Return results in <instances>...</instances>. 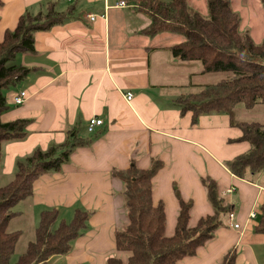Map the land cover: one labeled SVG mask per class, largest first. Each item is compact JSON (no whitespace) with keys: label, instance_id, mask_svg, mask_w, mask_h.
I'll list each match as a JSON object with an SVG mask.
<instances>
[{"label":"crops","instance_id":"0c3cea01","mask_svg":"<svg viewBox=\"0 0 264 264\" xmlns=\"http://www.w3.org/2000/svg\"><path fill=\"white\" fill-rule=\"evenodd\" d=\"M120 1L3 0V37L26 12L46 13L49 5L58 12L69 7L73 11L62 25L35 31L34 51L20 53L15 60L30 72L5 91L8 108L2 120L30 122L22 139L4 146L0 186L13 178L17 161L37 147L63 144L69 136L91 141L76 148L60 172L37 178L33 194L15 209L19 217L32 213L34 235L43 210L56 208L64 220L78 208L89 211L87 228L72 241L69 252L54 255L45 264H106L108 257L119 255L115 231L129 223L123 183L111 172L128 168L132 160L149 168L151 159L158 158L165 166L153 177L152 192L155 203L162 200L166 209V235L173 234L177 223L176 190L193 201L192 225L214 212L202 183L208 176L217 181L219 195L232 204L230 212L241 224L238 229L230 227L224 214L214 237L195 256L177 264H219L231 249L236 250L237 264H264V233L254 230L257 211L264 204V175L257 182L248 181L225 164L248 151L250 144L233 142L242 133L231 126L227 114L206 113L195 124L192 112L181 114V95L193 92V84L203 86L202 80H194L203 76L201 66L173 57L170 47L184 41L178 32L141 33L151 23L141 6L144 0H123L125 6H119ZM249 2L232 0L239 9ZM242 24L248 25L246 20ZM21 90L28 98L18 106L14 96ZM127 92L133 93L130 102ZM92 116L104 122L93 134L87 130Z\"/></svg>","mask_w":264,"mask_h":264},{"label":"trees","instance_id":"16d2710c","mask_svg":"<svg viewBox=\"0 0 264 264\" xmlns=\"http://www.w3.org/2000/svg\"><path fill=\"white\" fill-rule=\"evenodd\" d=\"M259 2L264 16V0ZM1 5L3 0H0ZM141 6L151 20L141 33L153 36L170 31L185 35L184 41L170 47L175 59L200 63L202 74L219 70L232 74L229 78L199 87V92L182 96L178 102L182 115L192 112L194 124L200 115L206 113L229 116L231 126L239 128L242 133L233 142L246 141L250 148L225 164L235 176L257 182L264 175V122L239 120L235 117V108L239 104L248 109L264 103V40L256 43L248 31L240 30L242 19L230 0H207L208 16L194 10L188 0H144ZM66 10L58 12L49 5L46 13L21 14L16 28L6 30L3 41H0V172L4 146L8 141L22 139L30 122L25 118L2 120L8 108L5 91L30 72L15 60L20 53L34 51L35 31L62 25L73 11L70 7ZM12 61L13 64H8ZM19 133L22 136H18ZM90 143L69 136L63 144H51L45 150L37 147L17 161L13 178L0 186V264H45L54 255L67 254L72 241L82 236L87 228L89 211L78 208L66 222L59 217L58 209L43 210L35 229V240L29 241L23 253L13 261L22 236L21 230L10 227V222L19 217L15 206L33 194L37 178L60 172L76 148ZM150 164L149 168H140L132 160L128 168H114L111 172L123 183L129 223L123 230L115 231L119 255L108 257L106 264H177L185 257L195 256L223 224V215L232 209V204L219 195L217 181L211 176L202 178L214 212L199 217L192 225L193 201L185 200L176 190L177 223L173 234L166 235V209L162 200L155 203L152 192L153 177L165 163L152 158ZM257 218L254 230L264 233V204L259 207ZM236 256V250L231 249L219 264H237Z\"/></svg>","mask_w":264,"mask_h":264},{"label":"rangeland","instance_id":"374dc122","mask_svg":"<svg viewBox=\"0 0 264 264\" xmlns=\"http://www.w3.org/2000/svg\"><path fill=\"white\" fill-rule=\"evenodd\" d=\"M189 5L196 11L200 12L204 16H208V6H207V0H204L203 5L200 2L194 3L192 0L188 2ZM231 5L236 9V11L239 12L241 20V26L240 30L241 31H248L254 41L256 43H261L264 40V16H263V8L262 5H260V2L258 0H250L249 3H246L245 6H242L241 9L236 8L234 4H232V0H230ZM243 15L245 16L243 17ZM247 21L248 25L244 26L245 23L242 24V22ZM246 27V28H245ZM179 36H183L185 40V35L182 33H176ZM175 38H178L176 35L174 36ZM3 35L0 34V41H2ZM14 61L9 62L8 64H13ZM198 65L200 63L198 62H193ZM194 71H197V68L194 67ZM203 76L201 78H195L194 80L199 81L202 80L201 82L203 83V86L205 84H210V83H216L221 79H226L231 77V73L223 70H219V72H208L205 74H202ZM197 85L193 84L191 90L193 92H199L200 89H198ZM192 93V92H191ZM191 93L183 94L182 96H187L190 95ZM235 117L239 120L243 121H259V122H264V103L258 104L254 108H245L242 104H239L235 108ZM0 184H4L0 180ZM73 216H71L72 218ZM61 218V217H60ZM71 218H67V221H70ZM70 219V220H69ZM33 220V215L32 213L28 215H22L21 217H16L10 222V227L11 229H22V236L20 237V241L17 247L16 254L14 256H18L23 251L25 250V246L29 241L35 240V235H34V224L32 223Z\"/></svg>","mask_w":264,"mask_h":264},{"label":"built area","instance_id":"2783aa9c","mask_svg":"<svg viewBox=\"0 0 264 264\" xmlns=\"http://www.w3.org/2000/svg\"><path fill=\"white\" fill-rule=\"evenodd\" d=\"M119 6H125L126 2L125 1H120L118 3ZM92 19H94V16H91ZM14 104L16 105H21L27 98V93L25 90H21L17 95L14 96ZM133 99V93L131 92H127L126 94V100L127 101H131ZM88 125H87V130L89 133L93 134L97 127L102 126L104 124L102 118L98 117V116H92L88 121H87ZM232 190L231 189H227V193H231ZM227 218H228V223L230 227H233L235 229L240 228V223L239 222H235V218H234V213L233 212H228L227 213ZM251 216L254 217L256 216L255 212L251 213Z\"/></svg>","mask_w":264,"mask_h":264}]
</instances>
